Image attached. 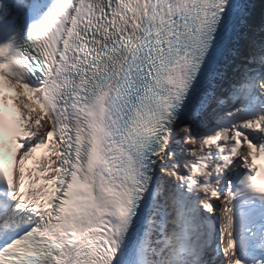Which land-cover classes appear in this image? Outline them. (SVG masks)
<instances>
[{
	"label": "snow or ice",
	"instance_id": "6c2138e0",
	"mask_svg": "<svg viewBox=\"0 0 264 264\" xmlns=\"http://www.w3.org/2000/svg\"><path fill=\"white\" fill-rule=\"evenodd\" d=\"M0 264H264V0H0Z\"/></svg>",
	"mask_w": 264,
	"mask_h": 264
}]
</instances>
